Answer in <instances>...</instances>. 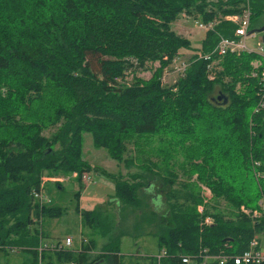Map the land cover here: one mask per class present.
<instances>
[{"label":"trees","instance_id":"trees-1","mask_svg":"<svg viewBox=\"0 0 264 264\" xmlns=\"http://www.w3.org/2000/svg\"><path fill=\"white\" fill-rule=\"evenodd\" d=\"M246 5L251 18L264 10V0H0V250L22 252V264H49L52 258L58 264H121L122 235L112 236L113 214L102 206L83 210L78 201L75 211L89 231L80 248H41L48 236L39 226L63 210L34 203L31 192L39 189L44 172L77 173L80 183L92 170L80 155L83 132L126 169L133 163L124 158L127 141L168 136L184 149L186 176L195 174L214 200L261 213L258 218L243 212L230 218L207 208L199 213L200 194L187 183L174 190L177 175L168 171L161 181L169 189L170 223L154 234L157 253L165 256L158 263L154 256L143 257L148 264H181L183 256L198 264L201 249L213 256L240 255L264 234L258 205L264 200V113H253L258 79L250 64L256 55H217L220 38H233L235 29L220 21L204 32L175 83L161 81L173 59L192 50L170 23L182 14L208 23L239 15ZM149 64L158 67L149 79L139 77ZM49 128L55 131L44 137ZM98 174L113 179L117 204L141 207L140 176ZM205 217L210 224L203 223ZM97 236L107 241L88 262Z\"/></svg>","mask_w":264,"mask_h":264},{"label":"rangeland","instance_id":"rangeland-1","mask_svg":"<svg viewBox=\"0 0 264 264\" xmlns=\"http://www.w3.org/2000/svg\"><path fill=\"white\" fill-rule=\"evenodd\" d=\"M198 20L199 18L182 14L178 20L170 23V29L176 35L190 41L192 50L181 51L179 55L180 62L188 63L200 48L205 30L198 28ZM263 25L264 10L261 14L258 15L256 13L252 16L249 32ZM252 35L247 40V43L254 48L260 42L261 34L254 33ZM157 67L158 64H149L146 70L138 72V76L143 79H149L151 73ZM164 70L161 81L167 86L174 84L179 74L174 72L170 65ZM207 77L210 80L214 78L211 75ZM131 78L132 74L127 73L124 82H130ZM54 131V128H49L43 131L42 135L49 137ZM127 150L124 158H132L133 163L126 169L122 163L111 159L105 149L95 147L89 132H83L80 139V155L82 160L92 168L87 173L91 182L89 184L84 183L80 176V183H78L76 179L78 177L77 173H72L76 174V177L73 178L71 177L72 174L48 176L47 172H44L41 181L43 179L44 183L42 185L45 196L51 201L49 205L59 207L63 212L58 218L42 221L39 228L48 236L47 239L42 241L43 244H53L65 238H70L72 240L70 249L78 250L82 237L86 238L89 235V231L83 228L80 216L75 211L77 201L84 209H95L98 207L97 205L103 202L101 206L113 214L114 222H116V226L111 232L112 236L122 235L119 243L121 264H148V262L143 260V257L155 256L158 250L157 239L154 236L155 232L159 226L170 223L166 200V193L169 189L167 186L162 185L161 181L162 177L168 175V171L177 175V181L172 186L174 190H181L182 188L180 189V187L187 183L189 190L200 194L203 203L197 206L196 210H198V207H202L204 210L207 208L209 212L220 211L230 218L236 216L238 212H243V214L251 217H254V212H257L259 216L261 214L258 211L250 212L243 206L236 210L223 200H214L210 190L197 183L195 174L186 176L190 168L184 149L177 147L176 141H173L168 136H134L127 141ZM93 169L96 171H93ZM150 169L155 172V176L149 173ZM100 171L110 176H118L120 174L125 178L130 174L140 176L138 180L144 185L140 189L141 207L133 209L126 207L120 202L117 204V201L112 199L114 194L113 179L98 175ZM45 179L49 180L46 181ZM56 179L62 181H56ZM59 186H61L60 189L58 188ZM78 190L80 198L75 200L74 193ZM257 238L259 247L264 250V234H259ZM95 240L96 248L88 254V262L101 255V249L107 241L106 238H101L100 236H97ZM24 258L25 255L17 250H0V264H22ZM46 262L43 260L41 264H46ZM49 262V264H58L53 258ZM97 264H106V262H98Z\"/></svg>","mask_w":264,"mask_h":264},{"label":"built area","instance_id":"built-area-1","mask_svg":"<svg viewBox=\"0 0 264 264\" xmlns=\"http://www.w3.org/2000/svg\"><path fill=\"white\" fill-rule=\"evenodd\" d=\"M197 26L199 29L205 30V32L211 29L214 25L222 22H228L235 26L233 38H220L217 46L215 47V52L219 56H223L228 53L238 54L240 52L254 53L256 55V59H254L250 64L253 68L251 73L252 77H256L258 79V91H257V105L253 109V113H264V46L260 40L256 44L254 48L249 46L247 40L253 35L249 32L250 21H251V12L250 8L246 5L243 7L241 13L239 15H227V16H219L218 18L208 22L203 23L200 19L198 20ZM188 63L180 62L179 57L173 59L170 67L174 72L179 75H182ZM165 71V70H164ZM71 177L75 178L76 174H72ZM46 181L49 179H45ZM81 180L89 184L91 182L88 174L83 173L81 175ZM56 181H62L60 179H56ZM43 179L40 183L39 189L32 190L31 199L34 203H38L39 205H49L51 203L50 199L45 196V192L43 191L42 185ZM258 205L260 206V211L264 216V200H260ZM199 213H202V207H198L197 210ZM253 216H259L257 212L253 213ZM203 223L208 225L211 223V219L209 217H205ZM85 242V240H83ZM72 245V240L70 238H65L62 241H57L53 244H43L41 246L42 249H48L51 252H57L64 249H70ZM165 256V252L162 250L154 256V259L158 263L161 258ZM197 257L199 258L198 264H210L211 262H217V264H225L228 261L233 262V264H258L264 260V250L259 247V242L257 236L254 237L249 245L248 249L240 255H226V256H213L207 254L206 249H201L197 253ZM181 264H196L193 261L192 257L183 256L180 258Z\"/></svg>","mask_w":264,"mask_h":264},{"label":"water","instance_id":"water-1","mask_svg":"<svg viewBox=\"0 0 264 264\" xmlns=\"http://www.w3.org/2000/svg\"><path fill=\"white\" fill-rule=\"evenodd\" d=\"M251 34H254V33H257V34H261V42H262V44H263V46H264V25L263 26H261L260 28H258V29H256V30H253V31H251L250 32ZM223 97L222 96H218V98H217V100L219 101V100H221ZM224 101V103L226 102V99H223ZM97 264V263H96Z\"/></svg>","mask_w":264,"mask_h":264},{"label":"crops","instance_id":"crops-1","mask_svg":"<svg viewBox=\"0 0 264 264\" xmlns=\"http://www.w3.org/2000/svg\"><path fill=\"white\" fill-rule=\"evenodd\" d=\"M99 173V172H98ZM98 175H101V174H98ZM80 198V194H79V197ZM83 200V199H82ZM103 204V202L100 204V205H97L98 207H100L101 205ZM79 207L83 210H93V209H84L83 206L80 204ZM89 208H92V207H89Z\"/></svg>","mask_w":264,"mask_h":264}]
</instances>
